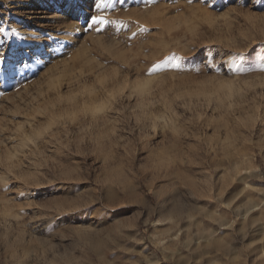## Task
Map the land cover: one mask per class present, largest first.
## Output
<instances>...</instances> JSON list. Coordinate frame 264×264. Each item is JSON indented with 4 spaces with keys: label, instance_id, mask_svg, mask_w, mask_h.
Segmentation results:
<instances>
[{
    "label": "rangeland",
    "instance_id": "374dc122",
    "mask_svg": "<svg viewBox=\"0 0 264 264\" xmlns=\"http://www.w3.org/2000/svg\"><path fill=\"white\" fill-rule=\"evenodd\" d=\"M97 3L0 0V264H264V0Z\"/></svg>",
    "mask_w": 264,
    "mask_h": 264
},
{
    "label": "snow or ice",
    "instance_id": "6c2138e0",
    "mask_svg": "<svg viewBox=\"0 0 264 264\" xmlns=\"http://www.w3.org/2000/svg\"><path fill=\"white\" fill-rule=\"evenodd\" d=\"M103 4H104V0H99V3H97L95 5V7L100 8L103 6ZM106 23H108V21L104 17L93 15L91 17V22L89 24V27L91 28L97 24H106ZM205 63H207V60L205 61ZM172 66L173 67H179V64H173Z\"/></svg>",
    "mask_w": 264,
    "mask_h": 264
},
{
    "label": "bare ground",
    "instance_id": "6f19581e",
    "mask_svg": "<svg viewBox=\"0 0 264 264\" xmlns=\"http://www.w3.org/2000/svg\"><path fill=\"white\" fill-rule=\"evenodd\" d=\"M79 1V0H78ZM84 1H88V0H84ZM83 3V2H82ZM78 4V3H77ZM87 4V3H86ZM74 9V8H73ZM53 43V42H52ZM36 45L38 46V48H36V51L37 50H39V48H41L42 47V41H39L38 40V42L36 43ZM50 51L51 49H50V47L48 46V48H47V51ZM48 54V53H47ZM49 55H50V53H49ZM146 82H147V80L144 82H140V81H138V82H136L135 83V88H138V90H140V89H144V87H145V89H146V86H145V84H146ZM134 88V89H135Z\"/></svg>",
    "mask_w": 264,
    "mask_h": 264
}]
</instances>
